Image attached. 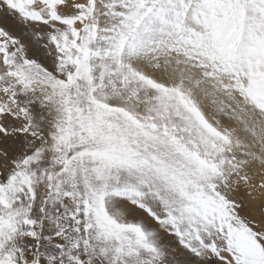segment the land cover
I'll return each instance as SVG.
<instances>
[{
  "label": "snow or ice",
  "instance_id": "snow-or-ice-1",
  "mask_svg": "<svg viewBox=\"0 0 264 264\" xmlns=\"http://www.w3.org/2000/svg\"><path fill=\"white\" fill-rule=\"evenodd\" d=\"M0 264H264V0H0Z\"/></svg>",
  "mask_w": 264,
  "mask_h": 264
}]
</instances>
